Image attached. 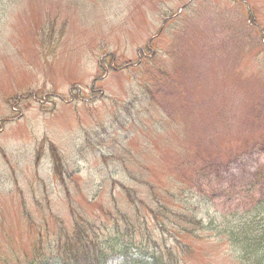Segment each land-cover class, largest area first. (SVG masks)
Instances as JSON below:
<instances>
[{"label":"rangeland","instance_id":"rangeland-1","mask_svg":"<svg viewBox=\"0 0 264 264\" xmlns=\"http://www.w3.org/2000/svg\"><path fill=\"white\" fill-rule=\"evenodd\" d=\"M262 201L264 0H0V264L72 214L106 255L114 218L133 258L248 264L227 234Z\"/></svg>","mask_w":264,"mask_h":264},{"label":"trees","instance_id":"trees-1","mask_svg":"<svg viewBox=\"0 0 264 264\" xmlns=\"http://www.w3.org/2000/svg\"><path fill=\"white\" fill-rule=\"evenodd\" d=\"M126 197L129 204L132 206L133 201L131 197L128 195H126ZM195 201L197 205L196 208H189V202H186L181 212H175L172 208L169 210L163 205L159 206L157 196H153V205L156 204L158 211H163L166 217H172L179 222V225L175 224L174 226V229L177 230L178 233L179 231L185 232L183 226L192 224L191 221H193V223L196 222L199 227L200 224H202L203 218L199 219L197 209L204 207L205 202L199 199H195ZM190 203L191 206H193L192 204L194 201H190ZM260 209L264 211V201H262ZM147 212L151 216V219H154L156 229L163 235L165 232L163 230V223L158 218L156 209L154 211L147 209ZM105 215H108V213H105ZM121 217L127 223L125 216ZM260 218L263 220L260 221L261 224H259V226H256ZM232 219L233 223L228 230L227 236L232 239L236 250L243 251L248 257L254 258V261L249 260L248 264H264V218L259 216V208L257 205L253 206L250 211L248 209L246 212H236V214L232 216ZM113 220L115 221V225L112 228L106 227L104 229V232L109 237H112V240L109 242H103L106 247L108 246V255L102 250L97 251L98 245L96 242L98 234L92 231V236L90 237L88 226L77 218L70 232L72 235L66 231L65 228L53 230L56 234V240L53 241V243H48L45 247L37 249L35 256L30 261L18 263V261L12 260L7 264H163L160 253L157 251L148 253L147 250L142 247L138 250L139 254L133 258V256L127 255L125 252L127 248V243L125 241L122 242V244L110 245V243L122 239L123 236H126L127 240L132 243L135 230L133 229V231L130 230L129 232L123 233L119 227L120 220L116 221L114 218ZM220 232L221 230L218 229L216 234L218 235ZM145 234L151 241L148 236V234L150 236L151 234L147 231ZM145 234H143V237ZM55 251H57V254H55ZM168 256L169 259L176 260L173 254H169ZM115 259L119 260L115 261ZM3 264L5 263L3 262ZM175 264H177V262Z\"/></svg>","mask_w":264,"mask_h":264}]
</instances>
